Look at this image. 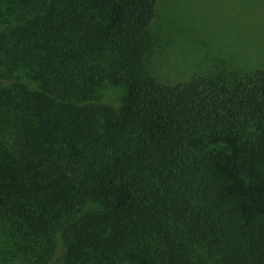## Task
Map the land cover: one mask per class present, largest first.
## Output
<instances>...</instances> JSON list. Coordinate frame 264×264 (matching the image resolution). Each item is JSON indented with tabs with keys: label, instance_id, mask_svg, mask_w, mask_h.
<instances>
[{
	"label": "trees",
	"instance_id": "trees-1",
	"mask_svg": "<svg viewBox=\"0 0 264 264\" xmlns=\"http://www.w3.org/2000/svg\"><path fill=\"white\" fill-rule=\"evenodd\" d=\"M160 0H0V261L264 264V67L157 78Z\"/></svg>",
	"mask_w": 264,
	"mask_h": 264
},
{
	"label": "rangeland",
	"instance_id": "rangeland-1",
	"mask_svg": "<svg viewBox=\"0 0 264 264\" xmlns=\"http://www.w3.org/2000/svg\"><path fill=\"white\" fill-rule=\"evenodd\" d=\"M154 30L153 71L163 82L177 84L220 67L242 73L264 67V0H160Z\"/></svg>",
	"mask_w": 264,
	"mask_h": 264
}]
</instances>
